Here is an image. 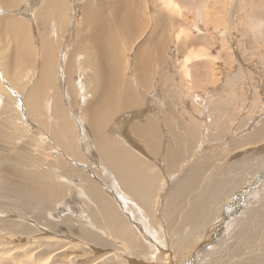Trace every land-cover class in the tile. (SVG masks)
Listing matches in <instances>:
<instances>
[{"label":"bare ground","instance_id":"1","mask_svg":"<svg viewBox=\"0 0 264 264\" xmlns=\"http://www.w3.org/2000/svg\"><path fill=\"white\" fill-rule=\"evenodd\" d=\"M17 1L19 3L21 0H2V6L4 10L9 11L16 5ZM189 1L196 8V20H198L200 18V6L203 5V1ZM244 1H247L250 7V13L246 17L251 22L250 29L252 32L250 35L253 38L251 40L258 41L260 39L264 41V4H260L259 0ZM75 2H79V5L78 3L75 4ZM73 3V9L75 11L79 9L80 13V22L76 31V37L80 44L76 48L73 46L75 48L74 50H69L67 45L64 47V43H60L56 37L59 32V26L63 27L68 17L66 12L67 0H45L44 4L41 3L40 6L35 7L38 10L36 15L37 21L46 24L48 20L52 19V29H47L46 36H40V65L33 71L36 75V80L29 87V91L24 94L21 102H23L22 104L28 112L27 114L38 123V125L36 124L38 128L51 137L53 142L58 145L64 154L66 153L79 159L81 155H79L76 146L83 147L85 144L87 149L90 148L92 150L90 155L92 161L95 162L93 160L94 158L100 159V163L103 165L101 173H104V176H101L110 183V186L108 187V185L102 184L100 176L98 178L96 177L97 179H91L86 175H82L81 189L83 194H89L91 196V198L85 197V199L92 201L94 204L91 211L93 214L92 217L97 223L102 224L104 227L106 226L108 231H105L107 234L105 236L108 241L99 237V235H104L103 233L97 235L87 231L91 229L90 227H86L84 221H81L79 224L77 233L74 232L76 230L71 229L70 231H60L59 225H51L45 221L40 222V224L35 222L38 223L36 234L34 233L35 231L31 232L29 230V233H31L29 237L33 233L35 235V237L33 236L34 238H29V242L17 243V245L7 242L3 244L0 242V249L2 248L0 250V264H27L24 263V259H28L29 257L31 264H100L102 261H108L106 264H139L140 262L141 264H170V262L173 264V260L171 261V259L179 258L180 255L178 252L181 253L180 250H176L175 248L191 245L195 241V230L198 231L202 224L206 225L203 226V228L205 227L203 234L206 236L210 233L211 225L218 218L219 210L217 207L219 205L221 207L227 201V197L234 195V187L241 185L244 180L252 179L255 173L259 172V169L264 165V157L260 159V162L246 160V158L248 159L247 156H250L252 153L248 151L243 153L242 157L239 156L242 163L239 165V162H237L238 164L236 163V166L232 164L227 168L229 171L236 170L240 174L238 179L224 173L220 178L215 176L210 177L212 173L217 174L222 170V165H215L210 162L211 159L218 160L221 152L216 151L213 154H211L212 152L203 154L202 157H198L199 159L197 158L192 162H186L185 166L183 165L184 170H179L183 172L182 175H172L168 186L166 185V180L165 189L162 191L161 196L159 195L160 207L164 204L165 210L163 208L159 209L158 214L164 213L166 217L161 218L162 224L160 226H156L155 223L146 226L147 232L150 235V244L145 243L143 245L144 254L140 258V261L136 254H134L132 259L131 255L133 254L129 251L128 245L117 243L120 241L124 242L126 239L131 240L130 242L133 248L137 247L135 242L132 243L134 231L130 225L133 224V221L128 214L127 208H133L132 201L140 202L142 205L148 203L152 196L157 194L156 192L159 189L156 185L155 169L152 168L150 170L149 166L137 154L140 148L135 149L142 145L144 154L150 155L152 159L154 157H163L161 162L164 166L178 165L179 167L181 161L177 158L183 153L180 152V143H175L176 140L171 139V137L166 138V141H168L166 148L168 151L166 153L162 154V151L158 149L159 147L156 143L158 142L157 138L160 135L159 133H161L158 130L157 123L159 117L153 120V111L151 109L143 110L145 105L141 103L140 98L143 93L139 92L140 87H148V78L152 73L151 64L155 63L156 60L160 62L164 61L162 58V44L165 41V34L162 29L164 25L161 27L157 23L161 20L159 15L154 14V18H151V14L147 12L148 10L143 11L146 8L144 6L147 0H73ZM160 5L165 8L162 16H171L173 11H177L181 7L178 0H160ZM77 6L80 8H77ZM158 11L156 9V12ZM5 18V16L0 18V35L9 32L8 36H13L11 40L13 41L15 55H17L18 59L16 68L13 66L15 68L14 70H18L21 64H24L28 59L30 64L31 61L35 63L38 52L35 51L36 55H34V52L30 50L29 44V48H27V22L23 23L25 21H22V18L20 19L21 21L10 19L11 17ZM148 22L154 28H152L149 36H146V38L148 37L147 42L139 45L137 50L134 51L135 53L130 68L132 72L128 75V72H126L128 69L127 59L125 58L126 49L122 43L129 44L143 36V32L145 31L143 28L146 27V24H149ZM174 26L176 37L180 38L182 36V31L180 30L181 24L175 23ZM5 36L7 35L5 34ZM184 37L189 38L190 34L186 33ZM70 40H67V42L69 43ZM8 44L10 45V43ZM6 49H10V47H6ZM3 53L0 51V59H3L5 63H7V60L9 63L8 57L1 58L2 56H8L6 51H3ZM190 58V56H187L183 62L187 76L189 71L187 62L190 61ZM1 64L3 65L4 63L2 62ZM7 66L6 64V68ZM6 72L8 73V71ZM209 77L211 78V76ZM16 79L14 77L12 82H10L11 86L22 90L23 86L20 83L17 84L18 82H15ZM197 80L194 81L195 84L197 83L199 85L201 83L200 85H207L203 81ZM59 88L65 95H72V91L75 90L84 93L80 97V102L86 104L83 105L77 115L72 109L67 108L61 102L62 98L64 102L66 99L62 91L60 92L61 95L56 94L55 89ZM44 90H47L46 96L41 98ZM87 95H90L88 100ZM76 100L72 98L70 103H78ZM45 101L47 106L46 109L42 110L41 103H45ZM125 111L133 114V121H139L133 125L134 129L131 130L132 134L129 136L138 140L142 139L140 145H135L136 140L127 138L124 133H119L115 136H109L108 134V129L111 127V123L108 122L111 119H114L117 115L131 116L125 113ZM72 117H76L75 121ZM132 119L130 117L129 121L132 122ZM155 120L158 121L156 122ZM139 123H141V126H139ZM75 125L81 128L80 135L76 132ZM251 128L253 129L245 133L246 135L240 144L238 143L240 140H238V142H233L228 146L229 151L245 144L248 145V143L252 144L264 141V116L260 122H256L254 126L251 125ZM171 129L173 127L168 124L166 131L169 132ZM184 129L186 128L184 127ZM109 130L111 131V129ZM79 140H81V143H79ZM126 141L131 145H128ZM196 150L197 153L200 149L198 148ZM255 151L257 152V150ZM16 155L22 156L23 154L17 152ZM15 156L9 158L6 163L3 162L2 164L9 166V170L13 174L16 173L17 175L15 177H19L20 179L14 184L12 174L6 172L0 175V207L4 206L5 208L8 206L11 209V206L15 205L19 207L17 210L29 211L30 209H36L33 206L39 204L43 198L49 199L55 195L57 188L61 186L65 187L66 185L70 186L73 184V180H75V178L73 180L71 178H68L69 180L63 178L65 183H62L60 186L54 180V174L49 169L42 170L41 172L39 169L37 171L31 170L34 165L38 166L37 162L32 165L28 163L29 167L31 166L29 173L24 172L20 170L19 165H24L25 161H18L17 156ZM175 159L178 161L175 162ZM59 161L64 162L63 160ZM150 163L151 161H149ZM85 166L84 168H86ZM209 170L213 172L209 174L210 186L206 189L208 181L205 180V175ZM60 175V178H62L63 175ZM260 176V178H264L263 175ZM167 187H170V189ZM259 189L258 191H252L251 197L249 196L250 194L245 197L247 199L249 196L251 198H249V201L241 199L239 200L241 204L237 201V213L233 217L234 221L227 223L225 229H223L226 231L230 224L236 231L239 229L238 226L242 223V219L237 223L235 220L238 221L241 217L245 216L249 219L248 227L246 226L245 228L243 225L242 230L248 229L246 235L249 236L250 244L245 242L244 245L249 244V246L239 249L240 251L243 250L242 252H245L244 254L246 255L239 264H264V181ZM111 199L118 202V207L114 205L116 203ZM243 201H245V205L242 203ZM9 209H4L2 211L3 215L8 213ZM62 210V207L58 208L59 212ZM195 210L200 213L196 218L191 217L194 215ZM47 214L46 216L51 218L50 213ZM203 214L207 215L206 223V219L203 217L205 219L204 221L200 217ZM178 222L179 224L177 225ZM2 223L6 224H4L7 227L5 229H10V236L12 237H16L17 234L24 236L27 233L25 229L13 233L16 231L14 221L10 222L6 219L1 221L0 219V224ZM194 225H197V229H194ZM72 226L70 225V227ZM24 227L28 228V226ZM66 228H68L67 225ZM236 232L238 233V231ZM2 233L6 234L8 232L0 229V234L4 235ZM43 233L46 235L45 237L39 236ZM227 233L225 232V237L229 236ZM113 235L118 239L111 238ZM169 235H171V238L167 239L166 237ZM230 236L233 239L235 232H231ZM242 236L241 238L244 239ZM259 236H262V243L259 242V238L255 243L254 240ZM92 237L98 240L92 242ZM197 240L198 237L195 243ZM231 240H227L229 242H226L227 245L225 241H222V244L218 242L217 244L221 245H216L219 249L215 256L213 258L210 257L211 260L209 259L208 256L212 252L210 250L205 255V260L198 264H227L222 258H225L229 254ZM161 246L167 251V255L166 253L153 252L155 250L154 248L160 249ZM170 250L174 251V253ZM188 257L190 259V255Z\"/></svg>","mask_w":264,"mask_h":264},{"label":"rangeland","instance_id":"2","mask_svg":"<svg viewBox=\"0 0 264 264\" xmlns=\"http://www.w3.org/2000/svg\"><path fill=\"white\" fill-rule=\"evenodd\" d=\"M202 1L203 5L200 6V18L198 20H196V8L189 0H178L181 7L177 11H173L171 16H162L165 8L160 5V0H147L146 5L144 6L146 8L143 10H148L147 12L151 14V18H154V14L159 15L161 20L157 23L161 25V27L164 25L162 29L165 34V41L163 42L164 44H162V58L164 61L160 62L156 60L155 63L151 64L152 73L148 78V87L145 88L138 86L140 87L139 92L143 93L140 96L141 103H144L145 105V107L143 106V110L151 109V111H153V120L154 118L157 119L159 117V121H155H158V130H160L161 133H159L160 135L157 138L158 142L156 144L159 147L158 149L162 151V154L168 151L166 149L168 145L166 138L169 137L176 140L175 143H180V152L183 153L179 155L178 158L176 157L179 161H181L179 163V167L178 165L164 166V164L161 162L163 157H154L152 159L150 155L144 154L142 145L141 147L136 146L138 147L136 149L133 148L135 150L140 148V152L137 151L140 159H142L149 166L150 170L152 168L155 169V179L157 181L156 185L159 187L158 192H156L157 194L152 196L148 203L142 205L140 202L137 203L132 201L133 208H127L128 214L133 221L132 225L128 223L131 226V229L134 231V239L132 243L135 242L137 247L133 248L131 246V240L129 241L125 239L124 242H117L128 245L129 251L133 254L131 255L132 259L134 254H136L139 261L144 254L143 245L145 243L150 244V235L147 232L146 226H149L152 223H155L156 226H160L162 224L161 218L166 217L164 213L158 214L159 209L163 208L165 210V205L162 204L160 207L161 203L159 202L160 196L163 193L162 191L165 189V182L167 180L166 185L168 186L172 175H182L183 172H180L179 170H184L186 162H192L199 156L202 157L203 154H208L211 152V154H213V152L215 153L216 151L221 152V156L223 158L220 156V160L211 159L210 162L215 165H222V170L217 174L212 173L210 177L215 176L220 178L221 175L228 174L238 179L240 174H238L236 170L229 171L227 168L232 164L236 166L238 164L237 162H239L240 165V163H242L240 157H242L243 153L247 151L249 153L252 152L250 154L251 157L248 155V159L246 158V160L250 161L254 160L256 162H260V159L264 157V141L252 144L248 143V145L245 144L243 146H239L231 150L232 152L228 149V146L233 142H238V140H240L238 142L240 144L246 135L245 133L253 129L251 128V125L254 126L256 122H260L264 116V41L260 39L258 41L251 40L253 39L250 35L252 32L250 29L251 22L246 17L250 13V7L247 4V1ZM0 2V18L5 16L6 18L11 17L10 19L25 21L23 23L27 22V48L30 47V50L34 52V55H36L35 51L38 52L35 63L31 61V65L28 59L24 64H21L18 70H14L16 68V64H18V59L17 55H15V49L12 44L13 41L11 40L13 39V36L9 35V37V32L3 34L1 33L2 35H0V51H2V53L3 51H6L8 55L2 56L1 58L8 57L9 60V63L7 60V63H5L3 59H0V62L5 64L2 65L0 63V175H3V173L6 172L12 174L14 184L20 179L19 177H15L17 175L16 173L13 174L11 170H9V166L2 164L3 162L6 163L9 158L14 157L17 152H20L23 155H16L17 157H15L18 159V161H25L24 165H19V168H21L20 170H23L24 172L29 173L31 166L29 167L28 163L32 165L37 162L38 166L34 165L31 170L37 171L39 169L41 172L42 170L49 169V171L54 174V180H56L60 186L62 183H65L63 178H67V180L70 178L73 180L75 178L72 185H66L65 187L61 186L57 188L54 196L50 197L49 199L43 198L39 204H35L33 207H36V209H30L29 211H24L21 209L17 210L19 207L15 205H12L11 209H9L8 206L5 208L4 206L0 207L1 221L6 219L10 222H15L14 228L16 231L13 233H17L22 229L27 231L24 236L17 234L16 237H12L10 236V229H5L7 228L5 227L6 224L2 223L0 224V229H3L8 233H2L4 235L0 234V242L3 244H6L7 242L13 245H17V243L19 244L29 242V238L32 239L35 237L34 233L36 234L37 224H40V222L44 221L51 225H59L60 231H70L71 229L76 230L74 231L75 233H77L81 221H84L86 227H90L91 229L87 231L93 232L97 235L99 233H103L104 235H99V237L108 241L106 237L107 234L105 233V231H108L106 226L104 227L102 224L97 223L92 217L93 214L91 211L94 207V204L92 201L85 199V197L91 198V196L89 194H83L81 189L82 175H86L91 179H97L100 176L102 184L108 185V187L110 186V183L105 178H102L104 173H101L103 165L100 163V159L93 157V160L95 161L93 162L90 157L92 150L90 148L87 149L84 143L83 147H80L79 145L76 146L77 151L79 155H81L82 159H77V157H73L72 155L70 156L66 153L64 154L58 145L53 142L51 137L43 133L40 128H38V123H36L35 120H33L32 117L27 114L28 112L26 109H24L22 104L23 102H21L24 94L29 91V87L33 81L36 80V75L33 71L40 65V36H46L45 33L47 29H52V19L48 20V22L44 24L37 21L36 17L38 10L35 9V7L40 6L41 3L44 4L45 0H21L19 3L17 1L18 4H13L15 6L9 11L6 9L4 10V7L2 6V0H0ZM76 3L79 5V2H75V4ZM259 3L264 4V0H259ZM73 5V0H67L66 12L68 17L66 16L67 19L65 20V25L63 27L59 26V32L56 36L57 40L60 43H64V47L67 45L69 50H74L76 47H78L77 45L80 44L76 37V31L80 22V13L79 9L77 8L80 7L77 6V10L75 11L73 9ZM156 9L159 11L156 12ZM148 23L149 24H146V27L143 28V30H145L143 32V36H141L139 39L137 38V40L132 43H122L123 46L125 45L126 49L125 58L127 59L128 65L126 72H128V75H130L132 72L130 68L131 61L135 53L134 51L137 50L139 45L147 42L148 37L146 38V36H149L152 28H154L150 22ZM175 23L181 24L180 30L182 31V36L180 38L176 37L174 26ZM186 33L190 34L189 38L184 37ZM5 34L7 36H5ZM14 39L16 41L15 37ZM69 39L71 40L68 43L67 40ZM8 43H10V45ZM73 46H75V48H73ZM6 47H10V49H6ZM187 56L191 57L190 61L187 62V65H189L188 76L185 73L186 71L183 64ZM6 64L8 65L7 68ZM1 66H4L5 69L3 68V70ZM6 71H8V73ZM209 76H211V78ZM14 77L17 78L15 82H18L17 84L20 83L23 86L22 90L13 88L11 86L10 82H12ZM196 80L201 82L203 81V83L207 85H200L201 83L197 85V83L195 84L194 82ZM46 91L47 90H44V92L41 94V98L46 96ZM61 91L62 90L60 88L55 89L57 95H61ZM82 94L84 93H80L79 90L72 91V95H65L63 93L66 100L64 102L62 98L61 102L67 108L72 109L77 115L83 105L86 104L80 102V97ZM72 98L77 99L76 101L78 103H70ZM89 98L90 95H87V100ZM46 106V101L45 103H41L42 110L46 109ZM154 110H156L157 113ZM125 113H128V115L130 114L132 119V113L127 111H125ZM130 117L117 115L114 119H111L108 122L111 123V127L109 128L111 131L108 129V134L109 136H115L116 134L124 133L126 134L127 138L137 141H135V145H140L142 139L138 140L132 136H129L132 134L131 130L134 129L133 125L139 122L137 120L133 121V119L131 120L132 122H130ZM72 118L75 121L76 117ZM168 124L173 127V129H171L169 132L166 131ZM139 126H141V123H139ZM184 127L186 129H184ZM75 129L80 135L81 128L75 125ZM240 137L241 139H239ZM126 142L128 145H131L128 143V141ZM79 143H81V140H79ZM198 148L200 150H198L196 153V149ZM255 150H257V152ZM146 152H148V150H146ZM144 159L148 162H146ZM177 159H175V162L178 161ZM59 160H63L64 162ZM149 161H151L150 164ZM165 163L167 164V162ZM49 165H51V167H49ZM98 165L101 168H99ZM84 166L86 168H84ZM177 171L179 172L177 173ZM210 172L213 171L209 170L205 175V180L208 181L206 189H208L210 186ZM60 174L63 175L62 178H60ZM260 175L264 176V165L261 167V169H259V172L255 173L252 179L249 178L244 180L242 181L241 185L234 187V195L227 197V201H225L221 207L220 205L217 207L219 210L218 218H216V221H214V223L211 225L210 233L208 235L205 236V234H203L205 231V227L203 228V226L205 224H202L198 231L195 230V241L198 237L196 243L194 241L191 245H184L175 248L176 250L181 251V253L178 252L180 256L177 254V256L180 258V262L178 263L179 258H172L171 261L173 260V264H198L199 262L205 260V255H207L210 250H212V252L208 257L211 260V258L215 256L216 252H218V246L222 244V241H225V244L227 245V240L232 239L230 233L233 231L235 232V236L230 241V252L225 258L222 259H224L225 263L227 264H239L242 259H244L246 256L244 254L245 252H242L243 250L240 251L239 249H243V247L247 248L250 244L248 238L249 236L246 235V231L248 229L242 230L243 225L245 228L248 225L249 219L245 216L241 217L238 221L235 220L237 223L242 219V223L238 226L239 229L236 230L238 233L230 224L226 231L223 229H225V225H227V223H232L234 221L233 217L237 213V201L241 199L249 201L252 191L260 190L259 188L264 181V178H260ZM167 188L170 189V187ZM247 195L250 197L248 196L246 199L245 197ZM112 201H114L116 204H113L118 207V202L115 200ZM245 201L242 202L244 205ZM239 204H241V201H239ZM59 207L63 208V210L60 212L58 211ZM4 209H9V212L5 215H3L2 212ZM57 212L59 213L56 214ZM47 213H50L51 218L46 216ZM203 213H205V211H203ZM198 214L200 213L195 210L194 215L191 217L196 218ZM200 217H204L206 221L204 218L203 220L205 223L207 222L206 214H203ZM178 224L179 222L177 225ZM66 225L68 228H66ZM70 225L73 226L70 227ZM24 226H28V228ZM196 227L197 225H194V229ZM29 230L31 232L35 231L32 236L30 235V237L29 234L31 233H29ZM225 232H228L227 235L229 236L225 237ZM171 235L167 236L166 238L170 239ZM39 236L45 237L46 235L43 233ZM241 236L244 239H242ZM26 238H28V240H26ZM111 238L115 240L118 239L114 235L111 236ZM130 238L132 239V237ZM258 238L259 242L262 243V236L257 237L254 242L256 243ZM95 240L98 239L92 237L91 241L94 242ZM218 242H221V244L218 245ZM245 242L249 244L245 246ZM162 246L160 249L154 248L155 250L153 252L166 253L167 251ZM0 250H2V248ZM171 252L174 253L172 250ZM187 253L190 255V259ZM26 259L27 258L24 259L25 261L22 259L24 263L31 264L30 259L29 261ZM107 262L108 261H102L100 264H106ZM139 264H141V262Z\"/></svg>","mask_w":264,"mask_h":264},{"label":"crops","instance_id":"3","mask_svg":"<svg viewBox=\"0 0 264 264\" xmlns=\"http://www.w3.org/2000/svg\"><path fill=\"white\" fill-rule=\"evenodd\" d=\"M171 251V250H170Z\"/></svg>","mask_w":264,"mask_h":264}]
</instances>
